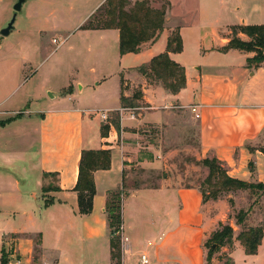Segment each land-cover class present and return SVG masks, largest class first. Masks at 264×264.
<instances>
[{
  "label": "crops",
  "instance_id": "1",
  "mask_svg": "<svg viewBox=\"0 0 264 264\" xmlns=\"http://www.w3.org/2000/svg\"><path fill=\"white\" fill-rule=\"evenodd\" d=\"M15 1L0 0V29L7 27ZM106 1L32 0L9 36H0V122L10 120L0 126V248L13 251L10 257L17 253L18 264H34L36 251L49 264H114L106 206L109 192L123 190L121 264H138L142 254L150 264H207L205 243L220 223L227 224L228 204L204 202L198 187L161 175L168 153L158 146L162 138L152 139V133L168 130L185 116L196 127L199 159L216 158L229 176L264 184V65L248 64L254 53L222 50L232 27L264 25V5L254 6L252 18L259 23L241 17L227 32H218L207 49L200 46L207 56L204 65L184 61V46L182 53H171L187 79L173 95L136 70L165 52L170 34L177 28L181 34V25H170L168 12L155 44L121 55L119 30L82 29ZM50 42L58 45L51 50ZM59 53L64 56L54 60ZM70 64L76 77L69 73ZM64 71L65 87L50 92L51 78ZM110 81L115 91L108 94ZM128 81L141 87V106L123 107L122 95L134 94ZM111 115L119 117L121 132ZM84 150L111 152L110 169L94 173L96 195L88 215L79 213L75 191ZM140 170L156 176L155 184L127 187ZM49 186L53 189L46 192ZM237 253L244 255L242 262L236 261ZM228 257L233 264L264 259L262 245L257 255L248 256L236 240ZM223 260L215 256L211 263Z\"/></svg>",
  "mask_w": 264,
  "mask_h": 264
},
{
  "label": "trees",
  "instance_id": "2",
  "mask_svg": "<svg viewBox=\"0 0 264 264\" xmlns=\"http://www.w3.org/2000/svg\"><path fill=\"white\" fill-rule=\"evenodd\" d=\"M171 9L169 2L160 7L154 6L152 0H107L86 22L84 30H110L120 32V53L139 54L147 47L155 44L165 30L167 14ZM229 43L222 49L224 52L231 49L254 53L248 59L249 65L261 67L264 65V25H239L232 27ZM245 35L248 40H242L239 35ZM183 40L177 28L168 38L166 51L152 58L148 63L140 66L137 71L150 84L162 85L173 95L179 94L186 87L185 67L171 59V53H182ZM124 84V82H123ZM142 92L135 94L131 99L122 95L124 108L138 107L135 101L140 100ZM134 101V102H133ZM6 122H0V126ZM119 117L115 127L119 128ZM109 126L102 127V135L108 134ZM264 151V150H263ZM198 164L208 169V176L200 185L203 201L218 200L226 194L247 192L251 197L264 196V184L248 183L229 176L222 163L216 158H206ZM111 165L110 151L84 150L79 166V177L75 187L78 193V206L81 215H88L93 210V200L96 195L94 173L98 170H108ZM253 171V163H250ZM125 187V185H124ZM190 187V186H187ZM51 191V186L44 187ZM122 195L123 190L109 192L106 213L111 230V257L115 264H121L122 259ZM50 203V202H49ZM233 203V202H230ZM247 212L239 211L236 216L237 226L242 231L235 237V229L230 224L220 223L218 229L211 235L207 264H212V255L221 248L228 247L233 250L235 240L244 248L248 256L257 255L264 239L263 226H247ZM224 257H220L222 261ZM230 264H233L230 262Z\"/></svg>",
  "mask_w": 264,
  "mask_h": 264
},
{
  "label": "rangeland",
  "instance_id": "3",
  "mask_svg": "<svg viewBox=\"0 0 264 264\" xmlns=\"http://www.w3.org/2000/svg\"><path fill=\"white\" fill-rule=\"evenodd\" d=\"M18 0L15 1L11 10L7 13V26L15 16L14 6ZM32 0H26L22 5V10L16 14L15 23L20 22L21 14L26 11L31 6ZM154 1L155 7H160L162 3L169 2L171 4V10L169 11V20L170 25L177 26L181 25V34L183 33V46L184 52L182 54L184 61H186L190 66H202L207 61V56L201 55L199 52L200 46L208 48L210 43L215 40V35L225 30V28H231V25L238 24L241 17L250 18L251 24L259 23L255 18L256 14L253 13L254 6L256 4L264 5V0H152ZM188 10H186V6ZM173 6V10H172ZM240 9V10H238ZM173 12V15H172ZM18 15V16H17ZM6 16V13H3L1 16L3 19ZM255 22V23H254ZM14 23V25H15ZM13 25V27H14ZM3 29H0V32ZM228 30H225L227 32ZM1 36V35H0ZM3 37V36H1ZM54 38L59 39L57 34L54 35ZM248 39V38H247ZM246 39V40H247ZM162 42V41H161ZM58 44L50 42L47 44V47L51 50L54 49ZM60 54V53H59ZM64 56L63 54L57 55L54 57V60H58L60 57ZM205 57V58H203ZM210 58V57H209ZM33 67V65H32ZM69 73L72 76L74 75L75 69H72V64H70ZM62 61L58 62L56 70L61 71ZM30 67L25 71L26 75L31 73ZM136 72L141 75L137 70ZM64 77L67 79L66 71L63 75L54 74L51 78V83L48 84L52 89L50 92H57L65 87ZM76 77V76H75ZM82 79V78H81ZM84 80V79H82ZM32 82V83H31ZM28 85L30 88L34 85V82L31 81ZM128 86L130 92L134 90V96L137 93L141 92V87H133L131 82L128 81ZM114 81L107 82L105 84V90L107 93L114 92ZM160 85V84H159ZM91 88V86H90ZM89 88V89H90ZM94 88V87H92ZM90 90H93V89ZM79 90L80 87L77 86ZM88 89V90H89ZM127 91V94L129 92ZM90 92V91H88ZM21 94V93H20ZM129 97V99L132 98ZM92 97L94 95L92 94ZM128 98V97H126ZM134 102V101H133ZM90 104V103H89ZM135 104L141 106V102L135 101ZM138 112V111H136ZM111 122L115 126V121L117 120V115H111ZM118 131L121 132V127L119 125ZM157 132V134H156ZM161 134V136H160ZM152 139L161 137L163 143L158 146L163 147L164 152L168 153L165 166L162 174L171 175L174 179V183L181 184L183 186H194L200 188L201 183L208 176V169L198 162L203 160L199 159V140L194 124L190 126L189 119L185 116H179L175 119L174 123L168 130H157L155 133H152ZM158 142V141H157ZM156 142V143H157ZM138 171V170H136ZM155 174V173H154ZM156 175V174H155ZM55 181V178H53ZM156 176L151 175L149 172H140L134 175L132 182L126 183L127 187H142L154 185ZM218 200L226 201L228 204L229 211L227 212L226 223L234 227L236 233L235 237L242 231L241 226L236 224V216L239 211L244 210L247 212L246 225L247 226H263L264 227V196L263 197H251V194L247 192H237L226 194L220 197ZM233 202V203H230ZM4 200L0 199V210L3 207ZM37 242V240L35 241ZM210 244V238L206 241L205 247L209 252L207 246ZM226 251H223V248L216 251L212 258L215 256L224 257L223 262H216L215 264H230L233 263L228 257V254L232 252L231 248L226 247ZM2 252L1 264H15L18 260L17 256L10 257L13 251L10 253L5 252L4 249L0 248ZM13 255V254H12ZM262 255H264V239L262 241ZM243 254L237 253V262H242ZM35 263L34 264H44L45 262L40 260L39 252H35ZM242 257V258H241ZM264 261L263 258H255L249 261V264H261L260 262ZM115 264V263H114ZM264 264V263H263Z\"/></svg>",
  "mask_w": 264,
  "mask_h": 264
},
{
  "label": "water",
  "instance_id": "4",
  "mask_svg": "<svg viewBox=\"0 0 264 264\" xmlns=\"http://www.w3.org/2000/svg\"><path fill=\"white\" fill-rule=\"evenodd\" d=\"M26 0H18L17 3L14 6V11L17 14L18 12H20L22 10V5ZM16 14L13 17V19L11 20V22L8 24V26L6 28H4L3 30H1L0 35L3 37H7L10 34V31L13 28V25L15 23V19H16Z\"/></svg>",
  "mask_w": 264,
  "mask_h": 264
},
{
  "label": "built area",
  "instance_id": "5",
  "mask_svg": "<svg viewBox=\"0 0 264 264\" xmlns=\"http://www.w3.org/2000/svg\"><path fill=\"white\" fill-rule=\"evenodd\" d=\"M57 40H54V42H56ZM197 108L194 106L192 107V111L193 112H196ZM197 117H199V115H197ZM103 119L104 120H107V115H103ZM2 259V252L0 251V261ZM1 264V263H0ZM15 264H18V261L16 260V263ZM44 264H49L48 262H45ZM138 264H150V260L148 258V256L146 254H142L140 257H139V261H138Z\"/></svg>",
  "mask_w": 264,
  "mask_h": 264
}]
</instances>
